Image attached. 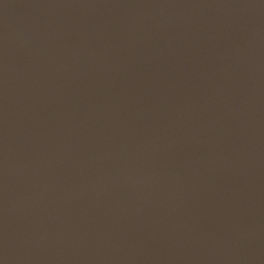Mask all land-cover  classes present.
Instances as JSON below:
<instances>
[{"label": "water", "instance_id": "1", "mask_svg": "<svg viewBox=\"0 0 264 264\" xmlns=\"http://www.w3.org/2000/svg\"><path fill=\"white\" fill-rule=\"evenodd\" d=\"M0 264H264V0H0Z\"/></svg>", "mask_w": 264, "mask_h": 264}]
</instances>
